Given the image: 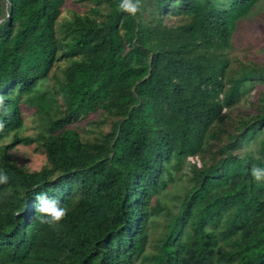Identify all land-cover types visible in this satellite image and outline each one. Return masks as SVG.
<instances>
[{"label":"trees","instance_id":"16d2710c","mask_svg":"<svg viewBox=\"0 0 264 264\" xmlns=\"http://www.w3.org/2000/svg\"><path fill=\"white\" fill-rule=\"evenodd\" d=\"M66 2L0 0V264H264V62L232 54L261 0H142L135 17L95 0L63 18ZM27 107L41 125L20 136ZM30 145L39 170L12 157ZM40 192L69 209L55 228Z\"/></svg>","mask_w":264,"mask_h":264},{"label":"rangeland","instance_id":"374dc122","mask_svg":"<svg viewBox=\"0 0 264 264\" xmlns=\"http://www.w3.org/2000/svg\"><path fill=\"white\" fill-rule=\"evenodd\" d=\"M94 6L95 0H67L62 16L63 18L71 17L73 11L84 15ZM105 7V4L100 6L103 13H107L108 11ZM234 39L235 46L232 50L234 56L245 57L247 55L250 60L264 62V0H261L256 10L240 23L239 31ZM58 73L60 74V71ZM52 84L51 80L46 82L45 89H50ZM254 100H257L256 96H254ZM247 108V103L244 100L235 110V113ZM25 114V125L20 132V136H33L37 133L39 125H41L40 119L36 114L35 108L27 107ZM83 136L92 139L93 134L90 131H85ZM9 139L11 137L5 139V141ZM12 157L19 165L31 171L39 170L46 163L44 151L37 145L19 146L12 151ZM190 175L191 169L185 165L183 170L177 174V180L163 193L161 201L166 211L159 218L155 219L153 240L158 239L162 235L168 220L167 212L175 213L177 207L180 205L183 194L191 185L189 181Z\"/></svg>","mask_w":264,"mask_h":264},{"label":"clouds","instance_id":"9594fccd","mask_svg":"<svg viewBox=\"0 0 264 264\" xmlns=\"http://www.w3.org/2000/svg\"><path fill=\"white\" fill-rule=\"evenodd\" d=\"M118 10L135 17L142 11V0H119ZM5 100L6 97L0 95V113H6ZM4 129L5 123L0 120V132H3ZM250 150L254 151L251 148ZM250 174L256 182H264V168L253 166ZM8 182L9 176L6 172L0 171V185H6ZM35 200V213L39 214V221L42 224L55 228L68 215V207L62 205L57 197L49 196L47 192H40L35 196Z\"/></svg>","mask_w":264,"mask_h":264}]
</instances>
